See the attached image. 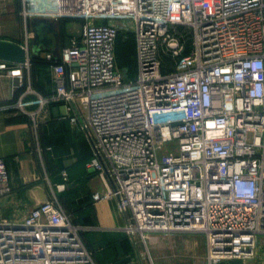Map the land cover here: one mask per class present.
<instances>
[{
  "label": "built area",
  "instance_id": "obj_1",
  "mask_svg": "<svg viewBox=\"0 0 264 264\" xmlns=\"http://www.w3.org/2000/svg\"><path fill=\"white\" fill-rule=\"evenodd\" d=\"M22 2L26 20L81 21L59 58L44 56L54 90L37 95L39 112L62 103L71 121L84 114L89 168L106 185L93 202L119 200L141 259L152 263L155 238L185 234L205 237L209 264L254 259L264 246V0ZM120 37L134 40V69L117 61ZM29 63L0 70L22 80ZM10 191L0 158V199ZM85 230L55 192L22 217L0 212V264H98Z\"/></svg>",
  "mask_w": 264,
  "mask_h": 264
},
{
  "label": "crops",
  "instance_id": "obj_2",
  "mask_svg": "<svg viewBox=\"0 0 264 264\" xmlns=\"http://www.w3.org/2000/svg\"><path fill=\"white\" fill-rule=\"evenodd\" d=\"M22 10V0H0V40L28 46L30 61L28 67L20 68L22 80L8 70H0V158L7 163L11 187L0 199V212L9 218L22 217L55 192L74 221L86 227L82 238L98 264H116L127 257H132L133 264H140L138 247L124 231L129 214L120 212L119 200L93 202V194L103 192L106 185L89 168L95 155L90 133L81 128L84 114L73 122V114L62 103L50 104L39 112L37 95L46 97L54 90L51 69L43 62L44 56L52 53L59 58L70 39L64 34V21H59L58 38L49 32L47 38L51 41L47 44L33 43L32 19L22 17ZM18 67L10 65L11 71ZM20 101L22 108L17 106ZM35 112H38L37 127L31 116ZM63 171L67 172L68 181L65 189L59 191L57 187L64 183ZM191 235L199 234L155 238L157 247L151 264H167V257L187 258V254L196 255L201 264H208L206 239ZM185 237L189 240L181 243Z\"/></svg>",
  "mask_w": 264,
  "mask_h": 264
},
{
  "label": "rangeland",
  "instance_id": "obj_3",
  "mask_svg": "<svg viewBox=\"0 0 264 264\" xmlns=\"http://www.w3.org/2000/svg\"><path fill=\"white\" fill-rule=\"evenodd\" d=\"M80 26H81V21L78 19H65V21H64V30H65L64 34L66 36L68 35L70 37L75 36L79 33ZM24 40H25V37H24ZM131 56H132L131 45L130 44L129 45L123 44V43L119 42V45H118V61H119V63H122L124 61L125 62L130 61ZM191 236H199L202 239H205L201 235H191ZM158 238H169L170 239V238H175V236L163 235V236H160ZM263 239H264V236H260V244H262ZM188 240H189V238L185 237V238L181 239L180 241H181V243L186 244V241H188ZM156 247H157V245L155 244V241L152 240V243L150 246L151 256H153L154 249ZM168 247L171 248V246H168ZM172 247H175V246H172ZM201 247H202V249H204V252H205V242L204 241H202ZM138 250L140 251V253H143L144 252V246H142V245L139 246ZM169 255H173V254L170 253ZM186 256H187V258H182V257L181 258L180 257L175 258L174 256H170V257H167L165 260H166L167 264H175V263H177V264H201V262L198 261L196 255L187 254ZM203 258H204V256H203ZM142 263L143 264H151V262L149 261V259L147 257L145 259L144 258L142 259ZM225 264H264V246L257 251L256 257L252 260L231 261V262H227Z\"/></svg>",
  "mask_w": 264,
  "mask_h": 264
},
{
  "label": "water",
  "instance_id": "obj_4",
  "mask_svg": "<svg viewBox=\"0 0 264 264\" xmlns=\"http://www.w3.org/2000/svg\"><path fill=\"white\" fill-rule=\"evenodd\" d=\"M31 24L34 29L33 43L40 42L47 44L50 39L47 38V33H54L55 37H59V21L47 18H33ZM28 51L26 48L13 41L0 40V61L14 65H24L28 62ZM137 259L140 264L142 259L137 249ZM116 264H133L132 257H127L118 261Z\"/></svg>",
  "mask_w": 264,
  "mask_h": 264
},
{
  "label": "trees",
  "instance_id": "obj_5",
  "mask_svg": "<svg viewBox=\"0 0 264 264\" xmlns=\"http://www.w3.org/2000/svg\"><path fill=\"white\" fill-rule=\"evenodd\" d=\"M63 21H65L64 19L63 20H61V22H63ZM119 42H121V43H123V44H130L131 45V51H132V56H131V58H130V61H124V62H122V63H119V61H118V45H119ZM134 55H135V44H134V40L133 39H130V40H128V41H124L123 39H122V37H120L119 38V40H118V43H117V61H118V63H119V65L120 66H129V67H131V68H135V61H134ZM40 59V58H39ZM42 60V59H41ZM46 62H45V61ZM43 62H45V63H48L49 64V66H50V63L46 60V59H43Z\"/></svg>",
  "mask_w": 264,
  "mask_h": 264
}]
</instances>
